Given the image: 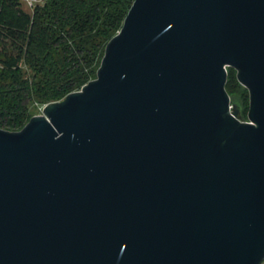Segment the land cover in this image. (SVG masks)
I'll list each match as a JSON object with an SVG mask.
<instances>
[{
	"label": "water",
	"instance_id": "obj_1",
	"mask_svg": "<svg viewBox=\"0 0 264 264\" xmlns=\"http://www.w3.org/2000/svg\"><path fill=\"white\" fill-rule=\"evenodd\" d=\"M263 259L264 0H134L95 79L0 129V264Z\"/></svg>",
	"mask_w": 264,
	"mask_h": 264
},
{
	"label": "trees",
	"instance_id": "obj_2",
	"mask_svg": "<svg viewBox=\"0 0 264 264\" xmlns=\"http://www.w3.org/2000/svg\"><path fill=\"white\" fill-rule=\"evenodd\" d=\"M0 0V129L21 130L35 108L96 78L108 41L134 0H44L31 13ZM225 90L246 118L248 91L227 68Z\"/></svg>",
	"mask_w": 264,
	"mask_h": 264
},
{
	"label": "rangeland",
	"instance_id": "obj_3",
	"mask_svg": "<svg viewBox=\"0 0 264 264\" xmlns=\"http://www.w3.org/2000/svg\"><path fill=\"white\" fill-rule=\"evenodd\" d=\"M19 2H20V8H21L23 11H25L26 13H31V12H32V8H30V7L26 4V2H25L24 0H20ZM231 104L236 105L237 109L239 110V113L241 112V107H240V105H239V103H238V101H237L236 99L231 98ZM247 112H248V110H247ZM247 112H246V118H245V119L242 118V117H240V116L238 115L241 121H248V119H247ZM33 113H34V116H37V115L41 114V109H40V108H35V109L33 110ZM241 113H242V112H241Z\"/></svg>",
	"mask_w": 264,
	"mask_h": 264
},
{
	"label": "built area",
	"instance_id": "obj_4",
	"mask_svg": "<svg viewBox=\"0 0 264 264\" xmlns=\"http://www.w3.org/2000/svg\"><path fill=\"white\" fill-rule=\"evenodd\" d=\"M30 8H34L38 4H42L44 0H24ZM42 109V108H41ZM264 264V259L259 263Z\"/></svg>",
	"mask_w": 264,
	"mask_h": 264
}]
</instances>
